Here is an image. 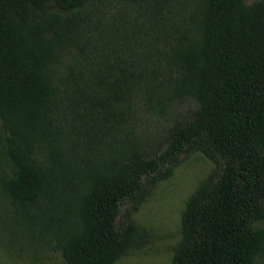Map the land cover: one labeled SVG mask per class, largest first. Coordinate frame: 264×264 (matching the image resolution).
Masks as SVG:
<instances>
[{
	"label": "trees",
	"instance_id": "16d2710c",
	"mask_svg": "<svg viewBox=\"0 0 264 264\" xmlns=\"http://www.w3.org/2000/svg\"><path fill=\"white\" fill-rule=\"evenodd\" d=\"M173 1L0 0V193L65 264L143 247L131 214L192 152L212 166L184 202L169 264L264 261V1L194 0L164 38V64L117 25L104 51L85 50L93 2ZM185 100L193 108L161 140L135 134L143 113Z\"/></svg>",
	"mask_w": 264,
	"mask_h": 264
},
{
	"label": "rangeland",
	"instance_id": "374dc122",
	"mask_svg": "<svg viewBox=\"0 0 264 264\" xmlns=\"http://www.w3.org/2000/svg\"><path fill=\"white\" fill-rule=\"evenodd\" d=\"M194 0H174L167 9L158 6L135 4H95L85 7L83 15L87 18L84 39L94 54L104 51L108 46V33L113 26L121 27L127 34L139 31L142 42L150 44V52L160 51V63L166 59L165 37L172 31L171 25L182 27L181 20L186 19L192 9ZM255 1V0H249ZM264 1V0H262ZM97 7V13L93 9ZM84 22V21H83ZM153 27V28H152ZM144 34V36H143ZM148 35V36H147ZM131 43V40H128ZM129 42H116L118 49L130 47ZM134 47L131 46V50ZM149 51V50H147ZM125 53H132L125 49ZM154 58V57H153ZM193 108L189 100L177 102L165 114L155 116L143 113L141 122L135 128V134L147 143L160 140L166 125L174 120H181ZM8 164L2 154L0 145V168ZM211 163L201 153L192 152L183 156L171 175L156 182L149 195L131 214L134 224L149 233L148 241L143 247L130 251L114 264H169L171 246L179 239V215L186 198L208 174ZM123 221L122 212L117 223ZM25 220L14 212L6 198L0 193V264H65L58 251L38 238L32 241L24 228ZM264 226V221L261 223ZM260 264H264L262 261Z\"/></svg>",
	"mask_w": 264,
	"mask_h": 264
}]
</instances>
